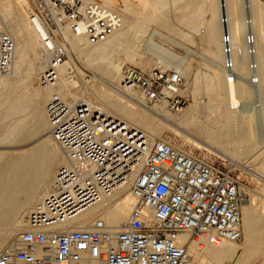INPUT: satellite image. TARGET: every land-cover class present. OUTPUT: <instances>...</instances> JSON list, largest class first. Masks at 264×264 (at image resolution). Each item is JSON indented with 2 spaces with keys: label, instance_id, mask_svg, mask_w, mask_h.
Wrapping results in <instances>:
<instances>
[{
  "label": "built area",
  "instance_id": "built-area-1",
  "mask_svg": "<svg viewBox=\"0 0 264 264\" xmlns=\"http://www.w3.org/2000/svg\"><path fill=\"white\" fill-rule=\"evenodd\" d=\"M27 1L29 22L47 58L37 77L39 89L53 88L58 67L69 60L68 33L97 44L121 25L116 12L95 2ZM221 49L222 67L233 79L234 49L227 30ZM245 51L251 81L257 84L251 29ZM13 57L12 36L0 19V77L9 75ZM182 85L176 70L128 65L118 86L136 91L146 108L161 105L179 113L186 106ZM45 112L51 139L64 159L50 191L24 215V227L0 251V264H195L193 246L218 248L242 238L244 195L228 167L189 155L167 141L172 140L151 137L85 101L68 103L58 92L50 95ZM126 194L132 206L119 227L102 214L76 221L86 210Z\"/></svg>",
  "mask_w": 264,
  "mask_h": 264
},
{
  "label": "bare ground",
  "instance_id": "bare-ground-1",
  "mask_svg": "<svg viewBox=\"0 0 264 264\" xmlns=\"http://www.w3.org/2000/svg\"><path fill=\"white\" fill-rule=\"evenodd\" d=\"M84 1L116 12L121 18L119 29L97 44L68 33L69 60L58 67L59 78L53 88L39 89L33 80L44 70L47 58L29 22L28 1L0 0V19L14 42L11 71L0 77V251L24 227V215L50 191L56 166L63 162L58 143L51 139L45 112V104L53 92H58L68 103L85 101L92 108L118 117L151 137H162L164 129L172 130L186 143L217 158L224 159L219 155L222 154L230 159L253 155L256 159L264 151V12L260 0H247L245 7L241 0ZM148 11H152L149 16ZM176 11L179 22L189 29L188 33L179 31V34L189 42H193L191 30L200 35L199 46L204 54H197L208 64L210 72L193 76V102L179 114H171L161 105L142 108V98L136 91L124 92L118 85L126 62L144 70L172 66L181 75H189L190 65H183V56L157 43L154 37L180 43L169 33L150 26L153 22L176 34L168 19V15ZM204 15L209 17L204 18ZM222 17H226V23H221ZM200 25L204 26V34ZM248 29L255 37L257 84L250 80L245 51ZM226 30L234 49L233 79L227 78L222 67L221 37ZM80 68L92 74L82 85L74 78V71ZM251 96H255L254 103L248 105L245 99ZM27 143L32 145L23 150L11 149ZM255 173L263 182L264 158ZM245 203L241 206L244 243L226 241L218 248L203 250L193 246L195 264H240L248 259H260L255 264H264V212L257 213L255 204ZM131 206V197L121 195L86 210L76 221L88 222L94 215L102 214L107 223L119 227Z\"/></svg>",
  "mask_w": 264,
  "mask_h": 264
},
{
  "label": "rangeland",
  "instance_id": "rangeland-1",
  "mask_svg": "<svg viewBox=\"0 0 264 264\" xmlns=\"http://www.w3.org/2000/svg\"><path fill=\"white\" fill-rule=\"evenodd\" d=\"M241 2H242V4L243 3L245 4V5L243 4L244 7L247 6V3H248L247 0H241ZM260 2L263 5L262 6V10L264 12V0H260ZM151 13H152V11H148L147 15L149 16ZM178 15L179 14H178L177 11L171 13L170 15H168V19H170V21H169L170 24L169 25L172 27L173 31L176 34H174L173 32H169L167 29L160 28L159 24L157 25L156 23H153V22H150L151 23L150 26L154 27V28H157L158 30L160 29V31H163L166 34L169 33L173 38H175L174 41H176V42H178L180 44H175L174 42H170L169 40L160 39L157 36L154 37V40L157 43H161L164 47L168 48L170 51H172L174 54H177L179 57L183 56V58H184L183 65H188V66L190 65V70L191 71H190L189 75L187 77L182 75V77H183V85H182V88H181V95H184L186 97V106L184 107V109H185L186 107H188L193 102L191 89H193L192 88L193 87L192 83H193V81L195 79L194 78L195 75L196 76L197 75L200 76L201 73L208 74L210 72V69L208 67V64H206V62L204 61V59L201 56H199V54H201V53L204 54V53H203V51L201 50V48L199 46L200 35H198L197 31L196 30H191V33H190L191 35L189 34L190 38L193 40V42L187 41L184 37H182L179 34V31H183V32H187L188 33L189 29L184 24L179 22ZM204 16H205L204 18H206V17L208 18L209 17V15H204ZM245 16L247 18L248 17L250 18V14L249 13H246ZM263 28H264V26H263ZM203 30H204V26L200 25L201 34H204ZM181 44H183V45L185 44L191 50H187ZM188 51H190V52H188ZM192 51H195L196 53L192 52ZM197 53H199V54H197ZM155 60L156 59L153 58V61H155ZM128 65L134 66V64L126 62L122 67H125V66H128ZM160 66L164 67L163 65H160ZM137 67H140V66H137ZM164 68L175 70L174 67H172V66H166ZM88 72H89L88 70H85V69H82V68H80V71L75 70L74 71L75 80L80 85H82L83 84V80H88L90 78V76L92 75L90 72L89 73ZM84 73H86V74H84ZM249 79H250V77H249ZM202 81H204V80L200 79V83L204 84V82H202ZM33 83L35 84V85L34 84L33 85L37 87V78H35L33 80ZM19 88L20 87H18L17 90H19ZM252 93L254 94V90L253 89H252ZM254 97L255 96H251V97H249V99L248 98L245 99V102L247 101L248 105L253 104L254 103ZM141 106L143 108V104ZM144 109H145V107H144ZM170 113L173 114L172 112H170ZM179 113H174V114H179ZM178 131L181 132V133H185V132H183L180 129H178ZM161 133H162V134H160L161 136H164L167 139L172 140L177 145L182 146L187 152L198 156L200 159H202V160H204V161H206L208 163H211V164H213L215 166H218L220 168L228 167L231 170L233 176L238 180V182L240 184L241 191L243 192V195H244V201L243 202H246L245 204H248L249 202L251 204H255L256 206L253 205V207H255V209H257L256 207H258L257 213L264 212V210H263L264 209V181L262 182L260 179L258 180V177H255V176H257V175H255L256 174L255 173L256 168L258 167L260 160L264 158V151L256 159H254V155L253 156H249V157H245V158L242 157V158H231L230 159L229 157L226 158V156H223L222 154H219V155H221V157L224 158V159H221V158H217L216 156H213V155L209 154L205 150H202L200 148L194 147L193 145L189 144L188 142L186 143V141H184L180 137V134L178 135V133H175L172 130L164 129V131H162ZM185 134L187 135V133H185ZM32 143H30V144L27 143V145L24 144L21 147H14V148H11V149H13V150H16V149L20 150L21 149V150H23V149H26V148L30 147L32 145ZM8 149L11 150L10 148H6V150H8ZM247 158H248V160H247ZM250 158H251V160H250ZM232 159L234 160V162H233ZM252 160H253V162H252ZM256 160L257 161L259 160V161L256 163L255 162ZM248 161H251V162H248ZM247 162L249 163V165L247 164ZM57 166H56V168H57ZM243 166H245L247 168V170H245L246 168L245 167L243 168ZM248 169L251 172L253 170L252 173H254V174H252L250 171H248ZM236 243L238 245H241V244L244 243L243 227H242V238L239 241H237ZM259 261H260V259H248V260H245L244 262H242L240 264H246V263L247 264H255V263H258Z\"/></svg>",
  "mask_w": 264,
  "mask_h": 264
}]
</instances>
